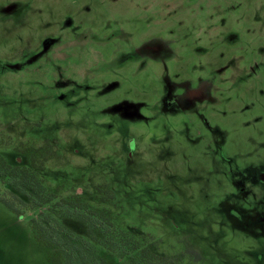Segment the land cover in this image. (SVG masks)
<instances>
[{
  "label": "rangeland",
  "instance_id": "1",
  "mask_svg": "<svg viewBox=\"0 0 264 264\" xmlns=\"http://www.w3.org/2000/svg\"><path fill=\"white\" fill-rule=\"evenodd\" d=\"M39 148L169 264H264V0H0V155ZM38 213L0 203V264H51Z\"/></svg>",
  "mask_w": 264,
  "mask_h": 264
},
{
  "label": "trees",
  "instance_id": "2",
  "mask_svg": "<svg viewBox=\"0 0 264 264\" xmlns=\"http://www.w3.org/2000/svg\"><path fill=\"white\" fill-rule=\"evenodd\" d=\"M42 150L25 152L31 167L12 165L0 155V203L20 217L39 212L31 220L33 235L38 243L52 250L51 264H113L99 253V247L120 258L122 264H169L143 240L120 229L110 210L93 206L81 195L59 198L50 190L40 173L43 166L36 159V153ZM113 199L108 192L101 203ZM50 205L53 206L49 208ZM68 221L83 224L85 236L68 227Z\"/></svg>",
  "mask_w": 264,
  "mask_h": 264
}]
</instances>
